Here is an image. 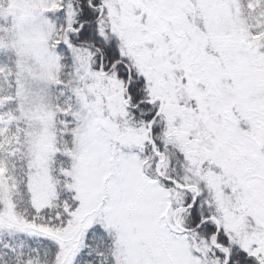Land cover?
Here are the masks:
<instances>
[{"label":"snow or ice","instance_id":"1","mask_svg":"<svg viewBox=\"0 0 264 264\" xmlns=\"http://www.w3.org/2000/svg\"><path fill=\"white\" fill-rule=\"evenodd\" d=\"M0 264H264V0H0Z\"/></svg>","mask_w":264,"mask_h":264}]
</instances>
